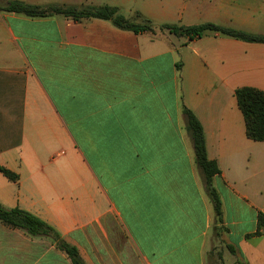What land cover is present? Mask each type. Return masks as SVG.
Listing matches in <instances>:
<instances>
[{
	"label": "crops",
	"instance_id": "crops-1",
	"mask_svg": "<svg viewBox=\"0 0 264 264\" xmlns=\"http://www.w3.org/2000/svg\"><path fill=\"white\" fill-rule=\"evenodd\" d=\"M18 1L116 7L155 29L0 13V166L18 176L0 173V205L51 226L85 264H264V143L246 137L234 96L264 92V44L159 30L209 23L264 36V0ZM183 107L220 171V224ZM0 264L72 263L50 238L0 223Z\"/></svg>",
	"mask_w": 264,
	"mask_h": 264
},
{
	"label": "trees",
	"instance_id": "trees-1",
	"mask_svg": "<svg viewBox=\"0 0 264 264\" xmlns=\"http://www.w3.org/2000/svg\"><path fill=\"white\" fill-rule=\"evenodd\" d=\"M0 13H13L27 18H47L53 15H62L74 21L81 19H101L110 21L116 28L130 31L135 34L142 32H154L155 26L144 18L139 12H134L131 18H125L118 13L116 7L103 6L98 8L76 9L64 6H36L23 3L18 0L8 1L0 6ZM160 31H167L176 36L199 38L206 32H212L221 36L230 37L246 43L264 44V36L249 34L243 31L232 30L214 24H202L198 26L163 25ZM178 69L180 65L176 66ZM237 106L242 113L246 137L254 142L264 143V92L251 87L238 88L234 92ZM182 112L186 119V129L192 141L196 165L200 169L206 193L212 203L215 222L221 223V202L212 185L215 175L220 173L215 161H210L206 155V146L203 130L195 115L185 107ZM0 173L12 182H17L18 176L6 168L0 166ZM0 223L14 229H20L32 237H47L55 244L56 248L64 252L72 264H85L76 247L66 243L59 233L51 226L36 216L19 208L7 209L0 205ZM224 230L223 228H220ZM264 229V214L257 215V232ZM230 253L236 255V250L229 247Z\"/></svg>",
	"mask_w": 264,
	"mask_h": 264
},
{
	"label": "rangeland",
	"instance_id": "rangeland-1",
	"mask_svg": "<svg viewBox=\"0 0 264 264\" xmlns=\"http://www.w3.org/2000/svg\"><path fill=\"white\" fill-rule=\"evenodd\" d=\"M106 186H111V184H109V183H104ZM112 191V193H114V191H113V189L111 190Z\"/></svg>",
	"mask_w": 264,
	"mask_h": 264
}]
</instances>
